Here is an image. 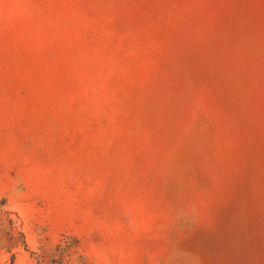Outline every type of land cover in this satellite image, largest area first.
Returning <instances> with one entry per match:
<instances>
[{
    "label": "rangeland",
    "instance_id": "rangeland-1",
    "mask_svg": "<svg viewBox=\"0 0 264 264\" xmlns=\"http://www.w3.org/2000/svg\"><path fill=\"white\" fill-rule=\"evenodd\" d=\"M0 264H264V0H0Z\"/></svg>",
    "mask_w": 264,
    "mask_h": 264
}]
</instances>
